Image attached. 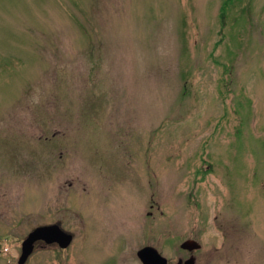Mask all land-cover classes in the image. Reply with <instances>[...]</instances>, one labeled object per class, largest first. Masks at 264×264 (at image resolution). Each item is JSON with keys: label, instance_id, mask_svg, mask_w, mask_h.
I'll use <instances>...</instances> for the list:
<instances>
[{"label": "rangeland", "instance_id": "rangeland-1", "mask_svg": "<svg viewBox=\"0 0 264 264\" xmlns=\"http://www.w3.org/2000/svg\"><path fill=\"white\" fill-rule=\"evenodd\" d=\"M222 3L0 0V234L73 235L27 264H264V0Z\"/></svg>", "mask_w": 264, "mask_h": 264}, {"label": "water", "instance_id": "water-1", "mask_svg": "<svg viewBox=\"0 0 264 264\" xmlns=\"http://www.w3.org/2000/svg\"><path fill=\"white\" fill-rule=\"evenodd\" d=\"M39 238H45L49 241H58L62 246H67L73 239V235L64 231L59 225L39 226L34 229L29 237L23 242L24 260L34 249V243ZM183 248L194 249L199 246L195 240L187 239L182 245ZM138 256L143 264H168V259L163 256L159 250L153 246L147 245L138 251ZM194 263V257L187 260V264Z\"/></svg>", "mask_w": 264, "mask_h": 264}, {"label": "flooded vegetation", "instance_id": "flooded-vegetation-1", "mask_svg": "<svg viewBox=\"0 0 264 264\" xmlns=\"http://www.w3.org/2000/svg\"><path fill=\"white\" fill-rule=\"evenodd\" d=\"M9 211H10V209L7 206H4V205L3 206H0V215H2V216H9ZM21 221H22L21 219H17L15 222L10 223L7 228H2L1 227V230H4L6 233L0 234V243H1V241H3V242L10 241L11 238H15L17 240H20V242H21V253L19 255L9 254V257H8L9 264H27L28 261L33 256L32 253L31 254H28V256L26 257V259L24 260V254H22V243L24 242V240L26 238L29 237L31 231L25 236V238L23 237L22 240H21V238L19 236L13 235V233H12V230L15 229V228H17L21 224ZM2 223L3 224H6L4 222H2ZM44 226H46V225H44ZM60 228H61V226H60ZM72 241H73V239H72ZM72 241L70 242L69 245L62 246L61 243L58 242V241H49L48 242L45 238H40L34 244H35V246H40L42 248H46V247H49L51 245H55V246H57L59 248L65 249V248H68L71 245ZM188 252L190 253V256H192L191 255V252L192 251H188ZM2 254H5V252L0 247V264L2 263V261L4 262V257L2 256ZM43 258L44 257H41V259H43ZM187 260L183 261V260L180 259L179 260V264H187ZM194 261H195V259H194ZM192 264H194V263H192Z\"/></svg>", "mask_w": 264, "mask_h": 264}, {"label": "trees", "instance_id": "trees-1", "mask_svg": "<svg viewBox=\"0 0 264 264\" xmlns=\"http://www.w3.org/2000/svg\"><path fill=\"white\" fill-rule=\"evenodd\" d=\"M241 11L242 13L251 12V0H223L220 11V23L222 27L227 25L228 13L231 10ZM219 62V61H217Z\"/></svg>", "mask_w": 264, "mask_h": 264}]
</instances>
